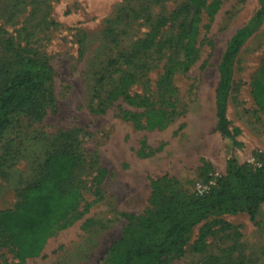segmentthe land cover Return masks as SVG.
Instances as JSON below:
<instances>
[{
    "label": "rangeland",
    "instance_id": "1",
    "mask_svg": "<svg viewBox=\"0 0 264 264\" xmlns=\"http://www.w3.org/2000/svg\"><path fill=\"white\" fill-rule=\"evenodd\" d=\"M188 0H0V64L13 58V48L38 57L52 69L53 104L40 119L26 113L11 117L0 144V210L18 202V192L39 175L48 154L65 145L74 133L84 159L77 171L82 201L89 211L45 243L41 254L25 264H98L107 258L128 221L124 212L140 214L149 205L150 178L164 175L179 188L193 192L206 172L225 173L226 160L257 163L264 154V113L252 97L251 83L264 65V17L241 46L234 63L227 117L242 143L235 147L216 130L214 89L217 66L226 45L247 24L264 0H221L208 28L201 14L198 55L186 70L172 76L177 114L163 129H137L118 109L140 113L142 108L122 97L102 113L92 110L96 88L103 99L120 76L131 74L126 92L150 95L164 66L172 62L178 25L175 13ZM152 47L141 49L145 39ZM12 44H9L10 42ZM12 45V47H10ZM120 54L133 55L123 63ZM119 61L110 65L111 60ZM119 69V71H118ZM4 82L0 75V88ZM143 120V117H139ZM98 168L101 198L94 201L92 179ZM219 223L206 236L201 251L193 249L200 227ZM8 248L0 247V264H15ZM133 264H144L133 262ZM158 264H264V202L255 220L247 213L217 210L193 225L184 253Z\"/></svg>",
    "mask_w": 264,
    "mask_h": 264
},
{
    "label": "trees",
    "instance_id": "2",
    "mask_svg": "<svg viewBox=\"0 0 264 264\" xmlns=\"http://www.w3.org/2000/svg\"><path fill=\"white\" fill-rule=\"evenodd\" d=\"M220 1L188 0L175 13L177 17L185 14L189 18L183 17L179 22L173 44V60L164 66L155 83V102L150 95L127 93L133 79L131 74L124 75L123 72L103 99L96 88L92 110L102 113L107 105L122 97L128 104L142 108L140 113L118 109V114L131 120L137 129L165 128L177 114L172 99L175 93L172 76L177 70L188 69L195 61L200 16L203 12L207 15L208 23L203 26L208 28ZM263 17L264 4L261 3L252 19L230 37L217 66L218 80L214 89L216 130L235 147L242 146L236 139L240 130L231 128L227 117L234 63L241 46ZM153 38L154 34L143 40L141 49L151 48ZM119 56L123 63L129 64L135 58L133 55ZM118 63L117 59L109 62L110 65ZM262 69L261 75L264 76V65ZM0 75L4 79L0 88L1 144L10 128L12 116L26 113L31 118L40 119L47 106H54V98L50 88L53 77L51 67L38 57L26 56L18 48H13L10 61L0 64ZM251 92L257 108L264 113V79L254 80ZM256 160L258 164L253 166L247 162L238 163L233 157L228 158L223 175L215 176L213 171H209L203 180L196 182L208 184L209 180H214V184L202 194L179 188L167 175L150 178L149 205L152 209L148 208L140 214H121L128 224L124 226L121 237L110 246L107 258L98 264H133L135 261L158 264L167 256H180L184 253L187 235L193 225L217 210L229 214L247 213L254 221L259 205L264 202V154H257ZM82 163L84 159L76 135H65V145L48 154L39 175L18 192L19 200L15 206L0 210V247L12 252L15 264H25L26 259L39 256L51 236L89 211L91 203H84L79 209L82 194L76 173ZM105 172V169L98 168L92 179L94 201L101 198V179ZM218 223L212 220L200 227L193 244L194 250L203 249L206 236Z\"/></svg>",
    "mask_w": 264,
    "mask_h": 264
},
{
    "label": "built area",
    "instance_id": "3",
    "mask_svg": "<svg viewBox=\"0 0 264 264\" xmlns=\"http://www.w3.org/2000/svg\"><path fill=\"white\" fill-rule=\"evenodd\" d=\"M213 184H214V180H209L208 184H203V183L198 182L195 184L194 190L196 193L202 194L209 189L210 185H213Z\"/></svg>",
    "mask_w": 264,
    "mask_h": 264
}]
</instances>
